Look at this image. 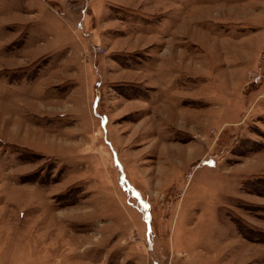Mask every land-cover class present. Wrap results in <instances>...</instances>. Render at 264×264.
<instances>
[{
  "label": "rangeland",
  "instance_id": "rangeland-1",
  "mask_svg": "<svg viewBox=\"0 0 264 264\" xmlns=\"http://www.w3.org/2000/svg\"><path fill=\"white\" fill-rule=\"evenodd\" d=\"M0 264H264V0H0Z\"/></svg>",
  "mask_w": 264,
  "mask_h": 264
}]
</instances>
